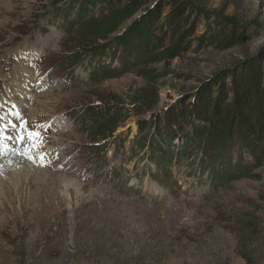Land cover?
I'll return each instance as SVG.
<instances>
[{"label":"rangeland","instance_id":"rangeland-1","mask_svg":"<svg viewBox=\"0 0 264 264\" xmlns=\"http://www.w3.org/2000/svg\"><path fill=\"white\" fill-rule=\"evenodd\" d=\"M146 25L148 48L114 41ZM0 73V145L17 111L50 161L0 163V264H264V161L182 111L264 91V0H0Z\"/></svg>","mask_w":264,"mask_h":264},{"label":"trees","instance_id":"trees-1","mask_svg":"<svg viewBox=\"0 0 264 264\" xmlns=\"http://www.w3.org/2000/svg\"><path fill=\"white\" fill-rule=\"evenodd\" d=\"M129 7L118 6V8L109 9L101 24H97L99 31L105 33L114 32L117 28V19L125 14ZM179 9V7H177ZM178 13L175 8L168 15L170 23L178 22ZM185 20V18H184ZM175 31L181 26L176 23ZM96 27V28H97ZM133 43H144L148 48L150 36L147 34V25L144 33L131 30L129 33L124 31L117 35L114 41L123 42L127 40ZM111 45V44H110ZM108 47V45L104 46ZM179 45L174 47L177 52ZM96 54V53H93ZM151 78V77H150ZM248 79L238 81L232 87L233 96L229 102L220 100L218 94H213L212 85L204 87L199 93L200 97L192 106L182 108L183 115L189 119L199 118L201 125L198 127L196 136H204L209 141L218 144L224 142L229 144L235 139L246 148H250L254 153L255 159L264 161V91L260 89L259 78H255L254 85H247ZM225 87L222 89L224 90ZM229 89V88H228ZM221 90V91H222ZM223 92V91H222ZM155 92L153 88L140 89L136 94V101L145 107H151L155 104Z\"/></svg>","mask_w":264,"mask_h":264},{"label":"snow or ice","instance_id":"snow-or-ice-1","mask_svg":"<svg viewBox=\"0 0 264 264\" xmlns=\"http://www.w3.org/2000/svg\"><path fill=\"white\" fill-rule=\"evenodd\" d=\"M15 115H16V120L9 121L8 127H11L12 129L16 130V137H15L16 142L19 144H23V142L26 139L29 140L32 147H35L39 151L38 159L40 161V166L41 167L47 166L50 163V161L46 159L47 153L41 150V145L45 143L42 132L37 131L35 128L29 127L28 122L23 120V118L20 116L19 113H16ZM2 119L3 117H0V120ZM17 121H19V123H17ZM12 138L13 137H11L6 131L3 132V135H0V139H12ZM32 147H29L27 152L22 154L26 155V157L32 160L33 162H36L37 157L31 154Z\"/></svg>","mask_w":264,"mask_h":264},{"label":"bare ground","instance_id":"bare-ground-1","mask_svg":"<svg viewBox=\"0 0 264 264\" xmlns=\"http://www.w3.org/2000/svg\"><path fill=\"white\" fill-rule=\"evenodd\" d=\"M0 76H1V73H0ZM16 113H17V111H16ZM26 135V134H25ZM29 141V140H28ZM29 147H32V145L30 144V141H29V144L27 145V146H24L23 144H20L18 147H10V146H1L0 145V163H1V161H3V167H4V165H6L7 163H9V162H11V161H15L13 164H11L10 166H7V167H5L4 169H3V167H2V169H3V172H10L9 170H8V168H11L10 170H12L11 172H13L14 174H16L17 172H16V168L18 167V161H16V159H12V156H13V154L15 153V152H22V151H24V152H27V150H28V148ZM18 149H20L19 151H18ZM8 154H10V157L9 158H6V156L8 155ZM2 158H3V160H2ZM9 159H11V161L9 160ZM14 164H16V168H14L12 165H14ZM1 167V166H0ZM15 170V171H14ZM10 172V173H11ZM36 177H38L37 179H36V182H35V184H39V183H41L40 181L41 180H43V179H40V176L39 175H35ZM46 176V178H47V175H45ZM52 176V175H51ZM45 178V179H46ZM44 179V180H45ZM28 181V180H27ZM52 181V180H51ZM29 182V181H28ZM27 182V183H28ZM3 183V182H2ZM1 182H0V195H2V198H0V199H3V192H1V190L3 191V188L6 186H4L3 184H2ZM43 183V182H42ZM34 184V185H35ZM33 185V184H32ZM41 185V184H40ZM47 185V184H46ZM9 187H10V184L8 185ZM5 189V188H4ZM36 191V190H35ZM10 196V195H9ZM3 203V202H2Z\"/></svg>","mask_w":264,"mask_h":264}]
</instances>
